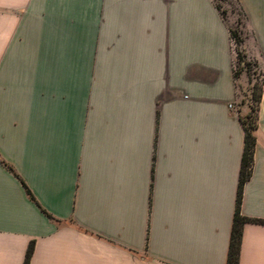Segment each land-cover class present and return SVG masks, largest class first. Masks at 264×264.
<instances>
[{
	"label": "crops",
	"instance_id": "obj_1",
	"mask_svg": "<svg viewBox=\"0 0 264 264\" xmlns=\"http://www.w3.org/2000/svg\"><path fill=\"white\" fill-rule=\"evenodd\" d=\"M240 2L264 69V0ZM244 110L215 0H0V264H227ZM255 135L264 220V84Z\"/></svg>",
	"mask_w": 264,
	"mask_h": 264
},
{
	"label": "rangeland",
	"instance_id": "obj_2",
	"mask_svg": "<svg viewBox=\"0 0 264 264\" xmlns=\"http://www.w3.org/2000/svg\"><path fill=\"white\" fill-rule=\"evenodd\" d=\"M215 1L220 6L222 14L233 32L232 47L235 73L237 74L240 104L245 107L243 112L245 115L250 107L255 104V94L259 92L264 81V69L259 60L249 52V40L254 37V33L240 0ZM238 36L243 38L244 42H239ZM240 54L246 55L252 61L249 69L242 68L245 61H241Z\"/></svg>",
	"mask_w": 264,
	"mask_h": 264
},
{
	"label": "trees",
	"instance_id": "obj_3",
	"mask_svg": "<svg viewBox=\"0 0 264 264\" xmlns=\"http://www.w3.org/2000/svg\"><path fill=\"white\" fill-rule=\"evenodd\" d=\"M217 7L221 11L220 6L218 4H217ZM232 35H233V32L231 30V37ZM238 40L241 43L244 42V39L239 36H238ZM240 58H241V61H245V65H243L242 68L249 69V67L252 65V61H250L244 54H240ZM235 77L237 78L236 73H235ZM263 84H264V81H263ZM263 84L259 92L255 94V98H254L255 104L250 107V110L245 115L240 116L241 122L244 127V131H245V145H244V152H243V158H242L241 176H240V182H239L237 211L235 214L234 223H233L232 232H231L230 249H229L227 264H240L243 226L245 222L247 221L264 222V220L252 219L247 216H244L241 213V206L243 202V188H244L246 181L252 175V169H253V163H254V150H255L256 143H257L255 130L258 127L260 103H261V99L263 96ZM33 250H34V244L31 243L28 249L25 264H30V259H31Z\"/></svg>",
	"mask_w": 264,
	"mask_h": 264
},
{
	"label": "built area",
	"instance_id": "obj_4",
	"mask_svg": "<svg viewBox=\"0 0 264 264\" xmlns=\"http://www.w3.org/2000/svg\"><path fill=\"white\" fill-rule=\"evenodd\" d=\"M233 105L231 104V107H232Z\"/></svg>",
	"mask_w": 264,
	"mask_h": 264
}]
</instances>
